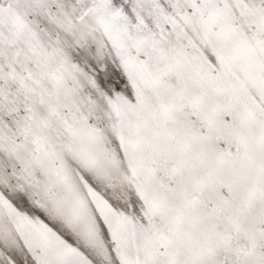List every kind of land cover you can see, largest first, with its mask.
I'll return each instance as SVG.
<instances>
[{"label":"snow or ice","instance_id":"snow-or-ice-1","mask_svg":"<svg viewBox=\"0 0 264 264\" xmlns=\"http://www.w3.org/2000/svg\"><path fill=\"white\" fill-rule=\"evenodd\" d=\"M0 264H264V0H0Z\"/></svg>","mask_w":264,"mask_h":264}]
</instances>
